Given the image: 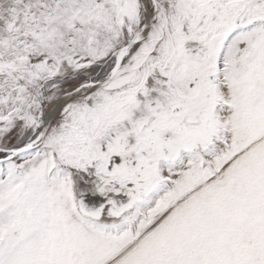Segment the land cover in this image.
<instances>
[{
    "label": "snow or ice",
    "instance_id": "obj_1",
    "mask_svg": "<svg viewBox=\"0 0 264 264\" xmlns=\"http://www.w3.org/2000/svg\"><path fill=\"white\" fill-rule=\"evenodd\" d=\"M0 264H264V0H0Z\"/></svg>",
    "mask_w": 264,
    "mask_h": 264
}]
</instances>
